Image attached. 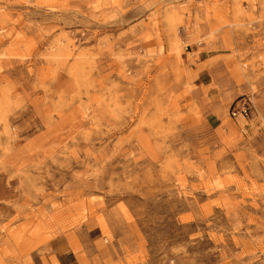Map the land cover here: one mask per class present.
<instances>
[{
    "label": "rangeland",
    "instance_id": "obj_1",
    "mask_svg": "<svg viewBox=\"0 0 264 264\" xmlns=\"http://www.w3.org/2000/svg\"><path fill=\"white\" fill-rule=\"evenodd\" d=\"M0 264H264V0H0Z\"/></svg>",
    "mask_w": 264,
    "mask_h": 264
},
{
    "label": "built area",
    "instance_id": "obj_2",
    "mask_svg": "<svg viewBox=\"0 0 264 264\" xmlns=\"http://www.w3.org/2000/svg\"><path fill=\"white\" fill-rule=\"evenodd\" d=\"M244 112V111H243ZM245 113V112H244Z\"/></svg>",
    "mask_w": 264,
    "mask_h": 264
}]
</instances>
